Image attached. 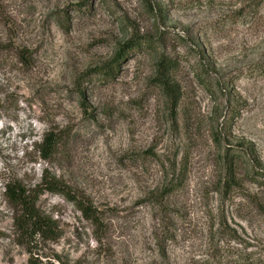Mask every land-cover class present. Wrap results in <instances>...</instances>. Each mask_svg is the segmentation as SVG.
<instances>
[{"label": "rangeland", "instance_id": "374dc122", "mask_svg": "<svg viewBox=\"0 0 264 264\" xmlns=\"http://www.w3.org/2000/svg\"><path fill=\"white\" fill-rule=\"evenodd\" d=\"M0 264H264V0H0Z\"/></svg>", "mask_w": 264, "mask_h": 264}, {"label": "trees", "instance_id": "16d2710c", "mask_svg": "<svg viewBox=\"0 0 264 264\" xmlns=\"http://www.w3.org/2000/svg\"><path fill=\"white\" fill-rule=\"evenodd\" d=\"M143 43H145V41L142 39L132 38L121 47L116 58L119 60L128 48L137 45L141 46ZM58 143L59 138L57 132L51 131L45 134L42 141L36 145L40 152V157L49 161L55 154ZM1 184L2 195L17 212L15 221L22 229H27V227L31 226L32 231L36 233L52 229L51 222L43 216L37 208L40 195L46 191L62 193L67 198L71 199L87 218L91 219L94 223H99L100 221L99 210L96 206L87 199L72 196L70 193L66 192L59 180L51 176L47 169L44 170L41 180L34 186L27 185L25 181L17 175L3 176ZM162 254L165 258L167 257L164 245Z\"/></svg>", "mask_w": 264, "mask_h": 264}]
</instances>
